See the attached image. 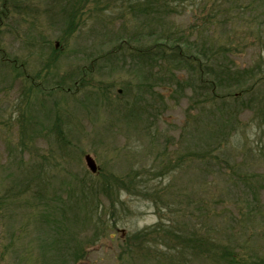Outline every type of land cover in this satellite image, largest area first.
Masks as SVG:
<instances>
[{
    "label": "rangeland",
    "instance_id": "obj_1",
    "mask_svg": "<svg viewBox=\"0 0 264 264\" xmlns=\"http://www.w3.org/2000/svg\"><path fill=\"white\" fill-rule=\"evenodd\" d=\"M76 1L0 0V264H127L138 245L133 264H208L176 241L194 230L264 264V0ZM164 29L250 73L211 97L186 66L112 55L126 36L169 50Z\"/></svg>",
    "mask_w": 264,
    "mask_h": 264
},
{
    "label": "trees",
    "instance_id": "obj_2",
    "mask_svg": "<svg viewBox=\"0 0 264 264\" xmlns=\"http://www.w3.org/2000/svg\"><path fill=\"white\" fill-rule=\"evenodd\" d=\"M78 1L79 0H77L75 5L72 6L71 13L74 10L76 11V5ZM133 1H139V0H133ZM147 4H151V3L145 2L140 4V6L136 5L138 6V10H137L138 13L145 14L147 11H149L150 5L146 7ZM153 4L160 5L157 8V10L160 12L162 11V9H160L159 7L163 6V8H165L166 5L165 3L163 5L162 2L158 0ZM217 5L218 7L215 8L214 6ZM217 5L216 4L213 5V8L211 9V11H214V14L210 15V19L208 20V17L205 18L204 22L206 24L207 23L209 25L215 24L214 19L220 13L227 14L226 9L223 8L224 5H221L219 3ZM15 6H17V4ZM169 31L170 30H165V29L162 30L161 31L162 36L156 42L157 44L161 42V39H165L166 43L171 46L169 50H165V49L162 50L160 48L161 50L158 49L157 51H152L149 52L148 54L145 53L148 51H144V53L141 54L135 47H132L133 46L132 42L133 40H135V38L130 36H126V37L117 36L119 38L118 45L116 46V49L112 52V55L115 56L119 54L123 55L124 53L126 54L130 53L131 59L133 61V63L130 64L135 65L136 62L137 67L138 65H141L140 62L144 63L143 62L144 56H146L144 58H146L147 61L149 60V62H153L155 60L157 66H159L161 70L169 71L170 65H179L177 66V68L186 66L194 73V75L192 73L193 76L191 77V82L193 83L195 82V80L199 81L198 86L204 89L205 92L207 93L210 91L211 97L214 95L212 92V90L215 88V80H212L214 79L213 78L214 76H216L219 80H222V78H226V77L228 79L235 80L236 79L235 77H238L240 75L241 72H234L233 69H230L228 65L219 62L218 50L216 52L215 51L213 52V49L211 47L208 48L209 52H206V54H204L203 60H200L197 56L194 55V47H195L194 42H192L190 36L186 34L183 36V38H181V40L172 37L171 40L174 41H172V43H169L170 42V38L168 37ZM197 47L199 48V44L197 45ZM144 67L145 66H142L141 68ZM248 73L250 72H245V73L242 72L241 74L247 75ZM197 88L195 87L194 90L195 93L197 91ZM235 97L237 98V94L235 95ZM147 232H150L149 234H158V229H152ZM178 235L179 237L176 241L178 242L179 248H182L181 251L187 252V254L190 253L194 256L195 255L200 256L203 259H205L208 264H222V263L234 264L237 261L233 255V251L228 246L224 245L223 243L221 244V242L220 243L213 242L212 237H210V235L207 233L198 234V231L194 230L193 234H188V235L178 234ZM142 247H143L142 245H138L135 249L131 247V249L126 250L121 258L123 261L122 263L127 262V264H133L132 260L135 257L133 253L138 250H143ZM45 253H47L48 255L46 256L47 259L45 260V263L55 264L56 263L55 253L52 254L51 250L49 249H46ZM58 260L60 261L62 259L58 258ZM61 263L62 261L60 262V264ZM159 263L162 262L159 260L158 264ZM238 263L241 264L240 262ZM167 264H184V263L167 262Z\"/></svg>",
    "mask_w": 264,
    "mask_h": 264
},
{
    "label": "water",
    "instance_id": "obj_3",
    "mask_svg": "<svg viewBox=\"0 0 264 264\" xmlns=\"http://www.w3.org/2000/svg\"><path fill=\"white\" fill-rule=\"evenodd\" d=\"M56 45L58 46L59 44L57 43ZM85 162H86V166L93 174H96L99 172V167L97 165L96 160L93 158V156H91L90 154H86Z\"/></svg>",
    "mask_w": 264,
    "mask_h": 264
}]
</instances>
